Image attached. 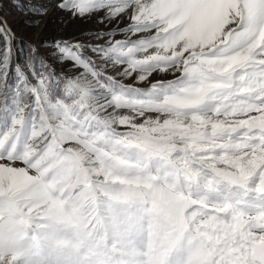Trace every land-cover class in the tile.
<instances>
[{
	"label": "snow or ice",
	"instance_id": "obj_1",
	"mask_svg": "<svg viewBox=\"0 0 264 264\" xmlns=\"http://www.w3.org/2000/svg\"><path fill=\"white\" fill-rule=\"evenodd\" d=\"M50 6L16 0L22 12ZM55 8L99 16L98 28L126 18L127 27L31 46L28 71L17 62L11 102L0 107V159L21 158L18 144L27 149L40 135L49 139L43 155L53 153L69 125L112 129L145 179L168 193L171 254L161 250L153 264H264V0H56ZM16 39L0 19V82ZM129 73L143 86L127 88ZM122 108L133 115L118 119ZM29 152L25 162L37 168Z\"/></svg>",
	"mask_w": 264,
	"mask_h": 264
},
{
	"label": "rangeland",
	"instance_id": "obj_2",
	"mask_svg": "<svg viewBox=\"0 0 264 264\" xmlns=\"http://www.w3.org/2000/svg\"><path fill=\"white\" fill-rule=\"evenodd\" d=\"M20 2L51 6L41 15L22 12L16 0H0V19L7 21L17 38L12 43L8 79L0 82V107L11 102L9 86L16 80L12 69L17 62L28 71L25 65L32 57L31 46L45 40L83 38L98 30L119 32L127 27L126 18L105 22L102 28L97 27L99 16L72 19L55 8L56 0ZM32 20L39 22L25 23ZM2 47L0 41V54ZM57 71L63 73L65 69ZM153 76L175 78L161 73ZM150 81L155 82L151 77ZM124 82L131 83L132 79ZM124 111L128 110L120 109L117 114ZM111 131L93 129L90 124L69 125L63 143L48 154L47 164L37 168L30 167L23 154L30 149L27 159L33 161L43 155L49 143L44 135L30 137L27 149L18 144L21 158L0 159V165L5 166L0 167V259L7 257L5 264H153L161 250L171 254L164 223L170 206L168 193L162 185L145 179V169L138 167V155L115 143ZM124 131L115 127V132ZM151 175H157L156 169ZM150 217L160 221L151 229Z\"/></svg>",
	"mask_w": 264,
	"mask_h": 264
},
{
	"label": "clouds",
	"instance_id": "obj_3",
	"mask_svg": "<svg viewBox=\"0 0 264 264\" xmlns=\"http://www.w3.org/2000/svg\"><path fill=\"white\" fill-rule=\"evenodd\" d=\"M113 70L115 71L116 69H113ZM124 71H126V69H121L120 71L117 72V75H123ZM132 75H133L132 73H129L128 79H132V82L127 84V88H129V89L139 88L140 86H137V83H138V80H139V75H137L134 79L132 78ZM151 83H152L151 81L146 82V86L147 87H151ZM124 99L126 100L127 98L125 97ZM132 115L133 114L131 112L124 111V112H122L120 114H117V118L119 119L120 116L131 117ZM34 155H35V153H34ZM35 162L38 165L47 164L48 163V154L45 153L44 155H40L38 158L35 159ZM48 166L50 167L51 164H49ZM159 222L160 221H159L158 218L150 217V219H149V228L151 229L155 223H159ZM150 235H151V232H150Z\"/></svg>",
	"mask_w": 264,
	"mask_h": 264
}]
</instances>
